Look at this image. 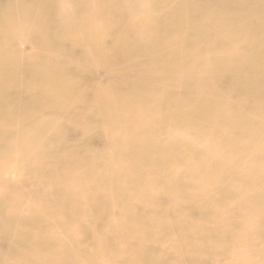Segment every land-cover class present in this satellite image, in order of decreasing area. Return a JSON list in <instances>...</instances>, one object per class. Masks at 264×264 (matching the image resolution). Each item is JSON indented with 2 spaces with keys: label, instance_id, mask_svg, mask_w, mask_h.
Returning a JSON list of instances; mask_svg holds the SVG:
<instances>
[{
  "label": "bare ground",
  "instance_id": "bare-ground-1",
  "mask_svg": "<svg viewBox=\"0 0 264 264\" xmlns=\"http://www.w3.org/2000/svg\"><path fill=\"white\" fill-rule=\"evenodd\" d=\"M165 1L28 0L23 8L14 3L12 26L5 28L0 21V41L6 39L23 45L26 32L44 31V41L29 52L31 68L23 76L10 75L20 57L6 54V71L0 60V186L13 179L10 187L24 185L30 189L29 174L40 171L47 177L41 186L34 185L33 197L20 198L14 209L10 197H0V218L6 222L5 230L0 231V263L6 246L7 264H167L162 255L167 250L177 252L180 243L169 240L163 250L159 245L173 233V224L164 222V213L159 215L161 207L167 201L170 204L184 201L188 208L190 200L206 232L213 230L204 224L206 217L219 211L224 210L227 216L236 219H247L249 223L239 235H244V239L231 245L234 254L228 253L226 245L221 251L223 258L231 261L238 258L239 251L248 254L247 246L253 243L255 225L263 220L264 212V89L252 94L248 91L255 99V107L250 110L243 105L239 107L238 123L226 128L231 129L228 145L213 142V138L222 139L224 131L211 129L206 121L196 119L200 113L208 121L214 117L212 114L236 113L234 107L227 106L223 111H217L223 105L210 107L213 99L206 91L210 92L217 82L210 75L199 76L209 63L204 49L208 48L205 50L208 52L216 43L231 41L229 52L218 57L222 60L224 57L225 61L234 58L232 70L254 65L264 73V0H232L242 14L254 16L255 22L238 16L214 25L211 20L217 14L211 12L207 20L199 22L202 25H191L192 29L175 36L168 35V25L161 24L163 18L175 13L170 22L179 25L192 15L188 6L168 12L176 2ZM211 1L219 11L222 0ZM162 6L167 10L163 11ZM7 12L0 2V14ZM124 15L135 22L124 25ZM235 21L239 22V28L253 25L247 31L249 35L246 34L260 40L259 52L246 47L243 53L242 40L221 33ZM213 33L217 36L215 44L207 42ZM78 67L86 69L87 77L92 68L106 69L107 73H115V77L105 88L88 89L82 82L85 72L80 70V81L70 77L69 72ZM26 76L33 77L38 90H22V78L25 80ZM184 87L197 91L198 95L183 99ZM189 98L181 103L180 99ZM3 107L10 110L2 111ZM36 123L43 124L46 130L36 129ZM237 125L241 128L232 130ZM190 127L202 131L198 135L189 133ZM71 128L77 132V145L85 146L86 152L79 156L72 149L62 159L55 157V149L63 145L60 142L51 147L49 138H58L60 134L63 139V132L67 134ZM161 130L170 131L169 135L166 133L169 140L160 139ZM197 138L201 152L199 148L191 150L197 148L193 145V139ZM12 139L15 141L11 143ZM90 139L102 142V149L87 145ZM158 140L166 146L163 148ZM192 155H202L190 164L193 179L206 175L213 184L223 178L220 170L228 166L232 167L226 172L229 178L250 184L248 189L237 193L238 197H229L236 198L234 207L222 205L227 193L224 188L213 192L207 187L200 197H188L186 188H190L192 180L183 182L181 171L182 166L187 167V157ZM156 159L161 160L148 163ZM49 163L53 167L48 171ZM166 177L169 179L160 191ZM71 211L76 218H85L88 225H74ZM139 213L149 217L143 218ZM49 227H54L60 236L55 239L51 234L43 236L42 229ZM92 227L101 228L102 232L93 234ZM90 228L92 233L87 242L81 243ZM195 233L197 238L207 235ZM184 238L190 241V237ZM188 243L185 253L179 254L188 259V264H214L213 260L202 263L200 258L192 257L193 243ZM195 245L198 252L199 245ZM57 246L60 248L56 249ZM119 250L123 257L127 255L122 263L111 255ZM106 252V259L98 258ZM255 258L264 264V250L255 249L253 257L246 260L254 263Z\"/></svg>",
  "mask_w": 264,
  "mask_h": 264
},
{
  "label": "rangeland",
  "instance_id": "rangeland-1",
  "mask_svg": "<svg viewBox=\"0 0 264 264\" xmlns=\"http://www.w3.org/2000/svg\"><path fill=\"white\" fill-rule=\"evenodd\" d=\"M26 1L28 0H0V2L4 4L5 9L8 10L7 13L0 14V21L5 26V28L10 27L15 23L14 3H19L20 8H23V6L25 7ZM167 1L169 0H166L165 2ZM174 1L176 2V4L175 6H173L174 7L173 10H170L168 12L174 11L176 9L178 11L179 6H188L189 7L188 12L192 15V18L183 19L179 25H174L173 23L170 22V19L175 17V13L172 15H167L166 18H163V20L161 21V24L168 25V29H169L168 35L170 36L171 35L175 36L178 33H180L182 30L186 31V30L192 29L191 25H202L199 22L207 20L211 12H214V13L216 12L217 14V17L211 20L212 24L214 25H217L223 19L237 18L238 16H243L249 22L252 20L253 22H255L254 16L249 18L251 14L247 16L242 14V10L239 8V5L234 4L232 0H222L219 11H218L217 6L215 5L216 3L215 4L212 3L211 0H174ZM253 6L255 8L254 12H256L257 10L256 5L254 4ZM118 8L121 9V6L119 5ZM161 9H163V11H166L167 7L162 6ZM261 10H263L262 5H261ZM142 15H144V12L142 13ZM122 20H123L124 25H132V23L135 22L134 19H132L131 17H127L126 15L122 16ZM193 23H197V24H193ZM227 26L228 27H225L221 30V33H227L229 35H233V37H235V40H238V41L242 40L245 46V50L243 51V53L247 51V48L248 49L255 48V52H259L258 49H259L260 40L259 41L256 40L257 38L255 36L252 39L249 38L248 36L249 34L247 33V31L249 30V27L251 28L253 27V25H248L247 27L239 28L240 26L239 22L235 21L234 24L231 23ZM205 31L206 30H203L202 32L203 35H205L204 34ZM115 36L117 37V33H115ZM198 37L196 38L194 37L195 38L194 40L196 41L199 40ZM210 37H211L210 41H207V42H212V44H215L216 39H217L216 33H213ZM43 41H44V31H42V34H41L40 32L36 30L31 31L30 33L26 32L24 34V44L23 45L16 43L15 41H11V40H6V39L1 40L0 41V60H2L1 68L5 69L6 71V54L9 53L12 57H16L17 55V57H20V58L15 63V65L11 68L10 75L23 76L26 70L31 68V65L29 63L31 59H28V55H29V52L31 51V48L34 49L36 45H39V43H42ZM248 41H250L251 43L247 45L246 42ZM200 44L205 45V43H200ZM231 44H232L231 41H225L221 43L220 45H217L216 43L215 46H210L211 49L213 50H210L208 52H205V50L208 48L204 49L203 55L209 56L208 57L209 63L199 73L200 77H206L207 75H210L214 77L217 82L215 85H213L212 90L210 92H208V90L206 91L209 94V96L212 97L213 99V102L210 103V107L214 109V108H219L221 105H223L222 107L224 108H220L219 110H217V111H223V109L226 110L227 106H229V107H234L235 112H236V113H230L229 116H227L228 114L227 115L225 114V111L219 114H212L214 115V117L210 119L209 121L206 120L207 116H204L203 113L198 114L200 117L196 120L206 121L207 124H209V127L211 129L217 128L220 130V132L222 131L225 132L224 134L226 135L222 137V139L216 140L215 138H213L214 140L213 142L218 143L220 145H228L226 143L231 139L229 136V131H231V129H226V128L229 126L233 127V125H236V123H238V118L240 117L238 115L239 114L238 111H240L239 107L243 105L242 107L246 110L253 109V107H255V99L254 97L250 96V94H252V92H257V91H260L261 89H264V73L262 69H257L253 65V67L251 68L242 67L238 70H232V68L230 67L235 63L234 58L225 61L224 57H223L224 60L218 57L219 55L223 56V54H225L226 52H229ZM187 51H189V48L187 49ZM215 52H219L218 55H216ZM169 59L170 60L172 59V55H169ZM224 62H226V64L222 65ZM191 64H192V61H191ZM224 66H227V67H224ZM219 67L226 68L227 70H222V68H219ZM169 68H172V67H169ZM76 69L77 70H73L72 72H69L70 77H72L76 81L78 80L80 81L81 79L80 70L82 72H85V76L82 77L83 79L82 82L88 85V87L86 86L88 89L96 90V89L105 88L108 82L112 78L115 77V73H112V72L107 73V70L103 68H99V69L92 68L88 77L86 76V69H81L79 67ZM131 76H133L132 78H136V75H131ZM22 81H23V86H22L23 91L24 90L25 91L38 90V88H36L33 85L34 83L33 77L26 76L25 80L23 77ZM166 81L167 80L163 82H166ZM24 84H26V87H24ZM18 88H20V86H18ZM181 90H182L181 97L183 99H185L187 96H191V94H192L191 98L193 97L195 98V96L198 95V92L193 91L192 89H188L184 87V88H181ZM248 91L250 92V94ZM180 100H181V103H183L191 99L189 98L186 100H182V99ZM1 110L2 111L10 110V107H6V108L3 107ZM47 119H50V118H47ZM34 127L40 131L46 130L45 126L41 123H36ZM203 128H205V126H203ZM240 128L241 126L237 125V127L233 128L232 130L237 131ZM188 131L189 133L191 132L193 134L198 135L199 133H201L202 130L199 131L197 130V128L190 127L188 128ZM63 133L65 136V138L63 139H62L63 135L58 134L57 135L58 138H56V136L55 137L51 136V138H49L48 140L49 145L51 147L58 145L60 142L63 145L62 147H59V149L57 150L55 149L54 151L55 157L62 159L66 156L67 152L72 149H74L78 153L79 156L82 152H86L85 146H81L80 144L77 145V138H78L77 132L73 131V129L71 128L70 132H68L67 134L65 132ZM166 133H168L169 135L170 131H167V130L159 131V134H161L160 136L161 140L168 139V136L166 135ZM193 140H194L193 145L197 146V148L191 149V150H197L199 148V151L201 152V147H200L201 142L199 138L193 139ZM14 141L15 140L12 139L11 143ZM160 143L163 146V148L166 146V143H162V142ZM86 144L91 145L93 148H96V149L99 148V150L102 149V142H99V141L94 142L90 139L89 142ZM235 150L238 151L239 149H235ZM163 152H165V150L162 149V152L160 153L163 154ZM47 154L45 156L51 157L50 155H47ZM201 157L202 155H196L194 157H187V162H188L187 167L182 166L183 170L181 171L182 172L181 180L183 182H188L189 180H192L190 188L188 189L186 188L188 197L190 195L193 197H196V196L200 197L204 189L207 187L208 188L211 187L210 189L212 190L224 188L226 189L227 193L225 194L226 199L222 201V205H225L226 207H229V208L234 207L236 198L230 199L229 197H238L237 193H240L244 189H248L250 187V184L243 182L242 179L229 178L226 172L228 170H231L232 167H228V166H225L222 170H220L222 172L221 174L223 178L225 177V179L221 178L218 181H215L213 184H210L208 182V176L206 175H199L198 177L193 179L192 174L190 173L191 172L190 164L194 162V160L201 158ZM160 160L161 159H156L153 162L151 161L148 163L155 164L156 162L157 163L160 162ZM52 167H53V164L49 163L46 165V170L48 169L49 171L52 169ZM64 172H65V167L61 168V174H64ZM46 178L47 177H43L40 174V171H37L36 174L35 172L32 174H29L28 179H31V182H32L30 189H28V187H25L24 185L17 186V187H12V186L10 187L9 185L13 184L14 182V180L12 179L8 182L6 186L4 187L0 186V197H10L11 202L13 203V209H14L19 204L20 198L33 197L34 195L32 194V191H33L34 185L37 184L36 187L41 186V184H43L46 181ZM250 178L252 180L254 176L253 178L252 177ZM167 179L169 178L166 177L163 179L159 187L160 191H162V185L165 184ZM213 192L211 191V195ZM231 194H233V196ZM39 195L41 196L43 194L39 193ZM166 197H167V194H166ZM212 197H215V194L212 195ZM191 204L192 203L190 200V204H187L190 206L186 208L185 206L186 203L184 201L182 202L178 201V203H175V204H170L167 201L166 203H163V206L161 207V213H159V215L164 213L165 214V217H163L164 222L173 224L172 225L173 233L170 239H167V241H164V242H160L159 245L162 246V250H163V248L165 247L167 248V244L169 243V240L178 241L180 243V246L177 247V250H178L177 252H171L167 250L165 252L166 254L164 253L162 255V258L165 261H167V264H188V259H185V256L181 257L179 255L183 252L185 253V251L188 249L189 247L188 242L193 243V245L190 247L191 249L190 255L192 257H195L198 260L200 258V261H202V263L203 261H206V262L208 261L210 263V261L213 260L214 264H240V263L242 264H261L262 261L260 258H255L254 263L252 260L250 262V260H246V259L247 257H253V252L255 249L264 250V212H263V220L260 222L258 221L255 225L256 234L253 236V243L247 246L248 254L245 251L244 252L239 251L238 258L231 261L226 256H224L223 258V253L221 251V248L226 245L228 246V253L234 254V250L231 247V245L234 242L242 241L244 239V235L242 236H239V235H241L244 232V229L248 225L249 221L247 219H236V217L227 216L224 210L219 211L216 214L206 217L207 219H206V222H204V224H206V226L210 228V230L213 229L210 232H206L202 230V222L200 221L199 223V219L197 217L199 216V214L197 213V209H195L193 206L191 207ZM7 208L9 209V206H7ZM222 212H223V216H222ZM139 215H141L143 218L149 217V214L146 216H143L142 213H139ZM154 215L156 216V212L154 213ZM71 217L73 219L72 221L73 224L79 225L78 227H80L81 225H88L85 218L83 217L76 218L75 216H73L72 211H71ZM50 218H51V215H50ZM215 218H217V220ZM232 221H234V223L231 224ZM129 223L132 225L131 221ZM198 225H200V228H198ZM5 226H6V222L1 217L0 218V231L5 230ZM92 230H93V227H92ZM92 230L90 228L87 231L86 236L83 239L85 241L81 243L87 242V238L88 236L91 235ZM56 231L57 230L54 227H49V228H46V230H44L43 228L41 233L43 234V236H47V234H51L52 235L51 237L55 239L58 236H60V234H58ZM97 232L99 233L102 232V229L101 228L96 229L95 227V230H93V234ZM195 232H200V233L203 232V233H206L207 235L203 238L202 237L197 238ZM153 236L155 238L156 233ZM185 236L190 237L189 238L190 241L185 239L184 238ZM118 244L120 245L119 239H118ZM195 244L199 245L198 252H197V247ZM80 246L83 247L82 244ZM202 246L204 247H203L202 253L200 254V250ZM59 248L60 246L56 247V249H59ZM44 249L47 251L45 247ZM45 250L43 251V253L45 252ZM249 251H250V255H249ZM7 254L8 253L6 251V246H5V249L2 250V262L0 264L8 263ZM121 254H124V253H121L120 250L115 251V253H111V255L115 259L119 260L122 263V261L125 259L127 255L123 257ZM226 254H227V251L225 252V255ZM100 257L106 259L107 252L103 255H98V258ZM157 260L159 261V256ZM113 264H117V263H113Z\"/></svg>",
  "mask_w": 264,
  "mask_h": 264
}]
</instances>
